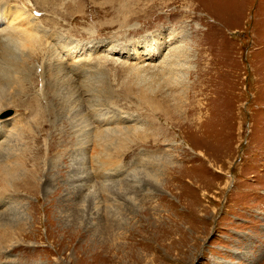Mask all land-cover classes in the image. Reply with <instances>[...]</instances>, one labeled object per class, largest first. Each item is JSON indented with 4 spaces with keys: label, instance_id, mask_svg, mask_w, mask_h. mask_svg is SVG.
<instances>
[{
    "label": "rangeland",
    "instance_id": "374dc122",
    "mask_svg": "<svg viewBox=\"0 0 264 264\" xmlns=\"http://www.w3.org/2000/svg\"><path fill=\"white\" fill-rule=\"evenodd\" d=\"M0 10V264H264V0Z\"/></svg>",
    "mask_w": 264,
    "mask_h": 264
},
{
    "label": "bare ground",
    "instance_id": "6f19581e",
    "mask_svg": "<svg viewBox=\"0 0 264 264\" xmlns=\"http://www.w3.org/2000/svg\"><path fill=\"white\" fill-rule=\"evenodd\" d=\"M1 1H3V0H1ZM5 2H6V0H5ZM4 2H2V4H3ZM5 4V3H4ZM3 4V7H5L6 5H4ZM7 4V3H6ZM16 8H18V7H16ZM5 9V8H4ZM4 9H1V10H4ZM0 10V11H1ZM54 10V9H53ZM16 11H17V9H16ZM28 11V10H27ZM26 10H25V8H20V10L19 11H17V12H15L16 13V17H15V23H16V25L17 24H21V23H26V24H31V22L30 21H32V20H30V17H31V15L30 14H28V12H27ZM34 20L32 21L33 23L34 22H36L35 21V18H33ZM13 22V23H14ZM49 22L50 23H53L54 25H56L57 27H59L60 25H61V23L60 22H55V20H49ZM7 26V25H6ZM15 26V25H14ZM18 26V25H17ZM41 26V25H40ZM11 27H12V25L10 26V30H11ZM5 28V27H4ZM3 28V29H4ZM38 28H37V26H36V23H35V26H30V27H28V28H26V30H27V33H25V37H22L23 39H25V40H23L22 39V41L23 42H25V44H29V46L31 47L32 45H31V39H34V41H35V45L37 44V40H36V35H38L39 33H40V31H38L37 30ZM54 29V28H53ZM13 31V30H12ZM11 31V32H12ZM10 32V33H11ZM30 32V33H29ZM2 33H4V34H2ZM8 33V32H7ZM7 33H5V32H2L1 30H0V41H3L4 39H6V38H9V37H6V34ZM23 34H21V36H22ZM30 35V36H29ZM44 36H45V34H44ZM20 39V38H19ZM24 46H26V45H24ZM39 46V45H38ZM62 46V45H61ZM27 47V46H26ZM71 51H73V49L71 50ZM73 53V52H72ZM50 54V53H49ZM151 55V54H150ZM41 54H36V53H32L31 55H29V62L30 61H33V60H36V59H39L40 58V60H41ZM45 57V56H44ZM43 57V58H44ZM155 58V57H154ZM43 60V59H42ZM34 62H36V61H34ZM35 65H36V63H34V71H35V75L36 76H38V74L36 73V67H35ZM44 67H45V71H44V73L43 74H45L46 72H47V69H48V66H47V63H44ZM75 67H76V69H75ZM85 63L84 62H81L80 60L78 61H74V60H71V62L68 64V65H63L62 67H60V68H57L56 70H57V73H60V72H64L65 70L70 74V73H73V75L75 76V83L77 84V88H78V90H77V93L79 94V95H81L82 96V90L78 87V81H79V79H80V77H83V73H81V72H83V70L85 69ZM55 68H53L52 70H51V72L53 73V70H54ZM33 73V72H32ZM72 84H74V82L72 83ZM87 87V86H86ZM75 88H76V86H75ZM75 99L74 100H72V103L70 104V107H73V105L74 106H76L77 104V102L80 100V97H78V95H77V97H74ZM77 107V106H76ZM4 108V106H2L0 109V111H3V110H5V109H3ZM101 117L100 118H97V117H95L94 115H91L90 117H89V119H88V121H89V123H88V121L86 122V123H84L85 124V127H90V129L87 131V132H83V130H82V132H83V136H85V147H84V149H87L88 147H89V141H88V137H89V135H95V132L93 131V130H95L96 128H98V126H107L106 125V123H108V121H109V119H111V117H103V115H100ZM9 118V116L8 117H6V119L7 120H5V121H2V122H0V124H3V123H6V122H8V121H11L12 119H8ZM94 122H95V124L97 125V127L96 128H94L95 126H94ZM7 126V125H6ZM44 126V125H43ZM11 128H13V127H11ZM106 128H108V127H106ZM110 130V129H109ZM16 131H18V130H16ZM86 131V130H85ZM19 132V131H18ZM117 133H119V132H117ZM121 133V132H120ZM150 147H154L152 144L150 145ZM53 151L55 150V148L54 147H52L51 148ZM62 155V154H61ZM62 157V156H61ZM85 159V158H84ZM54 160V159H53ZM52 160V161H53ZM56 160V159H55ZM89 160V159H88ZM87 161V160H86ZM56 164V163H55ZM83 166H85V165H83ZM36 168V167H35ZM24 172V169H22V170H20V166L19 167H15V168H4V167H2V168H0V176H1V178H0V183H2L1 184V187L3 188V189H5L6 187H8L10 184H13L14 185V183L15 182H17V188H20V189H22V191H25V192H27V194H28V192H30V190L32 191V192H34L33 191V189L32 188H30V185H26V179H28L29 178V174H31V177H30V180L33 178V172H27L26 170H25V172L26 173H23ZM108 177H111L110 175H109V173H108V175L105 177V178H108ZM85 178H87L86 176H85ZM85 178H81V182H85ZM20 181H21V183L22 182H24V187H19L20 186ZM32 194V193H31Z\"/></svg>",
    "mask_w": 264,
    "mask_h": 264
},
{
    "label": "water",
    "instance_id": "95a60500",
    "mask_svg": "<svg viewBox=\"0 0 264 264\" xmlns=\"http://www.w3.org/2000/svg\"><path fill=\"white\" fill-rule=\"evenodd\" d=\"M12 113H11V111H8V112H6L5 114H3V118H6V117H8V116H10Z\"/></svg>",
    "mask_w": 264,
    "mask_h": 264
}]
</instances>
